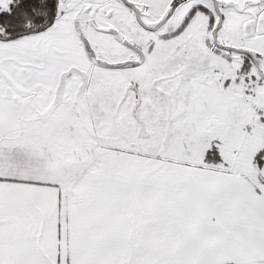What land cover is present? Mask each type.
I'll return each instance as SVG.
<instances>
[{"label":"snow or ice","instance_id":"1","mask_svg":"<svg viewBox=\"0 0 264 264\" xmlns=\"http://www.w3.org/2000/svg\"><path fill=\"white\" fill-rule=\"evenodd\" d=\"M0 264H264V0H0Z\"/></svg>","mask_w":264,"mask_h":264}]
</instances>
